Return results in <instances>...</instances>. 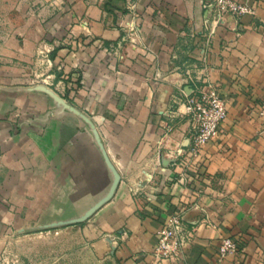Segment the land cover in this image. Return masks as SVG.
<instances>
[{
    "label": "crops",
    "instance_id": "crops-1",
    "mask_svg": "<svg viewBox=\"0 0 264 264\" xmlns=\"http://www.w3.org/2000/svg\"><path fill=\"white\" fill-rule=\"evenodd\" d=\"M251 2L256 15L216 25L203 0H0V264L12 225L55 223L113 264H154L178 212L194 240L159 264H264V0ZM41 48L53 81L24 82ZM187 71L217 84L227 116L181 182L169 152L190 144ZM223 237L238 252L220 259Z\"/></svg>",
    "mask_w": 264,
    "mask_h": 264
},
{
    "label": "built area",
    "instance_id": "built-area-1",
    "mask_svg": "<svg viewBox=\"0 0 264 264\" xmlns=\"http://www.w3.org/2000/svg\"><path fill=\"white\" fill-rule=\"evenodd\" d=\"M204 7L215 10L214 23L220 24L225 16L239 17L256 15V6L251 0H203ZM186 79L192 83L191 91L185 94L187 113L192 128L188 149L178 147L169 152L173 164L181 167L178 181H186V172L192 160L200 156L203 148L213 139L227 116V101L221 97L218 86L209 78L204 80L186 72ZM264 121V103L259 111ZM187 156L188 159H185ZM195 232L190 230L183 217V212L170 216L158 232V243L153 251L154 264L163 260L179 258L183 248L194 240ZM238 252V244L229 237H223L219 248L220 259Z\"/></svg>",
    "mask_w": 264,
    "mask_h": 264
},
{
    "label": "rangeland",
    "instance_id": "rangeland-1",
    "mask_svg": "<svg viewBox=\"0 0 264 264\" xmlns=\"http://www.w3.org/2000/svg\"><path fill=\"white\" fill-rule=\"evenodd\" d=\"M47 48H41L37 60V71L25 75L24 82L49 84L54 65ZM25 226V225H24ZM52 229L24 227V231L8 235V248L4 252V264H113L110 258H101L94 247L79 233L78 228ZM42 232V233H41ZM49 232V233H48Z\"/></svg>",
    "mask_w": 264,
    "mask_h": 264
},
{
    "label": "water",
    "instance_id": "water-1",
    "mask_svg": "<svg viewBox=\"0 0 264 264\" xmlns=\"http://www.w3.org/2000/svg\"><path fill=\"white\" fill-rule=\"evenodd\" d=\"M42 88H44V87L42 86ZM100 205H101V203H100V204H96L93 208H91V209L88 211L87 214H85L84 216H82V217H80V218H78V219L72 220V221H70L69 223H70V224H75V223H80V222L85 221L88 217H90V216L94 213V211H95ZM58 226H59V224H58V223H55V224H53V225H48V226H44V227H41V228H44V229H52V228H56V227H58Z\"/></svg>",
    "mask_w": 264,
    "mask_h": 264
}]
</instances>
